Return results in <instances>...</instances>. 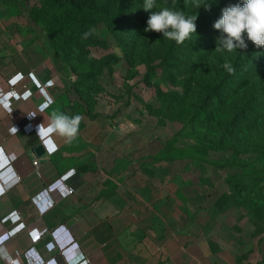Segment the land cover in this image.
Wrapping results in <instances>:
<instances>
[{"label":"rangeland","instance_id":"obj_1","mask_svg":"<svg viewBox=\"0 0 264 264\" xmlns=\"http://www.w3.org/2000/svg\"><path fill=\"white\" fill-rule=\"evenodd\" d=\"M214 1L0 0V32L54 47L68 113L109 134V161L149 180L160 218L205 229L211 264H264V46L245 33L247 48L215 52L235 4L197 11ZM162 7L197 16L196 33L145 32Z\"/></svg>","mask_w":264,"mask_h":264},{"label":"crops","instance_id":"obj_2","mask_svg":"<svg viewBox=\"0 0 264 264\" xmlns=\"http://www.w3.org/2000/svg\"><path fill=\"white\" fill-rule=\"evenodd\" d=\"M35 69H46L47 80L53 82L47 95L36 93L31 78ZM26 89L32 91V99L17 98L12 105L5 102L13 100L11 91L21 95ZM60 91L49 109L37 112L48 96ZM67 105L64 64L54 47L2 30L0 264H29L24 257L29 249L42 259L57 256L53 264H211V237L205 229L192 221L180 224L160 218L151 205L149 180L124 176L123 170L109 161L107 132L96 130L83 119L71 144L53 136L55 147L47 152L37 126L47 122L52 110L74 116L66 110ZM13 112L21 116H10ZM30 112L36 115L20 125L22 116ZM38 146L41 154L35 151ZM33 161L39 163L38 168L33 167ZM72 173L86 182L74 193L58 180ZM78 183L74 180L71 184ZM45 189L46 199L36 204L34 198ZM49 203L50 207L40 212L39 206ZM75 219L82 220L76 230L85 228L84 223L89 227L79 240L68 228ZM21 222L25 226L18 228ZM89 248L93 251L87 255Z\"/></svg>","mask_w":264,"mask_h":264},{"label":"clouds","instance_id":"obj_3","mask_svg":"<svg viewBox=\"0 0 264 264\" xmlns=\"http://www.w3.org/2000/svg\"><path fill=\"white\" fill-rule=\"evenodd\" d=\"M154 7H156V0H145L143 6L145 10ZM196 19L197 16L186 17L182 11L162 7L160 10L152 12L144 31L162 33L164 38L182 44L192 33H196ZM214 28L221 33L217 38L215 52L226 50L231 53L237 49L247 48L244 39L245 33L247 39L255 46H264V0H245L242 5L236 4L224 8L222 16L214 23ZM92 31L94 30L84 33L83 38L87 39ZM223 68L229 74L235 72V68L230 62H225ZM48 83V86L53 85L49 81ZM53 96L54 94L48 97L53 99ZM27 98L32 99L30 95ZM52 103L51 99L47 100L40 106L39 112L44 113ZM28 115L34 117L36 114ZM83 119L84 117L80 114L69 116L58 109L52 110L47 122L45 120L44 123L37 126V135L47 152L52 151L55 147L53 136H60L65 139L66 143L71 144L79 134V127ZM13 131L17 132V129L13 127Z\"/></svg>","mask_w":264,"mask_h":264},{"label":"built area","instance_id":"obj_4","mask_svg":"<svg viewBox=\"0 0 264 264\" xmlns=\"http://www.w3.org/2000/svg\"><path fill=\"white\" fill-rule=\"evenodd\" d=\"M37 73V74H36ZM31 78H32V80H33V83H35V88H36V93H38V94H45V95H47V90H51L52 89V86H48L49 85V83H48V81L50 82V83H52L53 84V82L51 81V80H47V70L46 69H44V70H42V71H39L38 69H35L32 73H31ZM51 87V88H50ZM11 93H12V99L13 100H11V101H5L8 105H12V104H15V102H16V99L17 98H21V99H26V97L28 96V95H30L31 96V93H32V91H30V90H28V89H26V90H24L22 93H21V95L20 94H18L17 92H16V90H13V91H11ZM58 93H62L61 91L60 92H56V94L53 96V99L52 98H50V97H48V99L47 100H49V99H51L53 102L57 99V97H58ZM47 100H44L43 102H42V104H44ZM41 104V105H42ZM40 105V106H41ZM40 106L37 108V112H39V108H40ZM34 112H30L29 114H33ZM10 116H12V117H14V118H16V117H19V116H21L18 112H13V113H11L10 114ZM23 117V119L19 122V124L20 125H23L26 121H28V120H30L32 117H29V115H26V116H22ZM35 139V138H34ZM33 145H34V143H32ZM38 166H39V163L37 162V161H33V167L36 169V168H38ZM59 181H61L64 185H65V187H67V189H68V191L70 192V193H74L76 190H78L80 187H82L83 185H85L86 184V182H85V180L84 179H82L77 173H72V174H70V175H68V176H66V177H63V178H59L58 179ZM74 180H79V183L78 184H76V185H72L71 183L74 181ZM46 197H47V192H46V189L44 190V191H42L41 193H39L35 198H34V202L37 204V203H40L39 201H44L45 199H46ZM50 204H52V203H49V205H47V206H41L40 204V212H43V211H46L47 209H48V207H50ZM13 214V213H12ZM82 222V220H77V219H75V221H73L71 224H69L68 225V228H69V230H71V232L73 233V235H74V237L77 239V240H79L81 237H83L86 233H88V229H89V227L87 226V224L86 223H84V225H85V228H82L81 230H76V226L77 225H79L80 223ZM25 226V224L24 223H20V225H19V227L18 228H22V227H24ZM17 228V229H18ZM15 231H16V229H15ZM15 231H11V232H15ZM89 251L87 252V255L88 254H90V253H92V251H93V249L91 248H89L88 249ZM57 251L59 252V249H57ZM60 253V252H59ZM59 253H58V255H59ZM40 258H39V257ZM24 257L27 259V261H28V263L29 264H53V263H55V261H57V260H54V259H56V257L57 256H55V257H53V258H51V259H48V257L46 258V259H42V257L40 256V255H38V253H36L35 251H34V249H29L28 251H26L25 253H24ZM38 257V258H37ZM62 256H61V254H60V256H59V258L58 259H60Z\"/></svg>","mask_w":264,"mask_h":264},{"label":"trees","instance_id":"obj_5","mask_svg":"<svg viewBox=\"0 0 264 264\" xmlns=\"http://www.w3.org/2000/svg\"><path fill=\"white\" fill-rule=\"evenodd\" d=\"M245 2V0H232V1H230V2H224V3H222V1H214L212 4H208V5H205V6H198V8H197V11H200V10H205V11H208V10H210V9H212L213 7L212 6H215V5H222V6H224L225 4H231V3H234L235 5L236 4H240V5H242L243 3ZM208 6V7H207ZM230 6V5H229ZM212 7V8H211Z\"/></svg>","mask_w":264,"mask_h":264},{"label":"water","instance_id":"obj_6","mask_svg":"<svg viewBox=\"0 0 264 264\" xmlns=\"http://www.w3.org/2000/svg\"><path fill=\"white\" fill-rule=\"evenodd\" d=\"M36 153L37 154H41L43 152L42 148L40 146H38L36 149H35Z\"/></svg>","mask_w":264,"mask_h":264}]
</instances>
